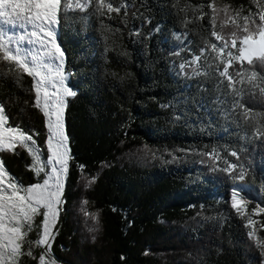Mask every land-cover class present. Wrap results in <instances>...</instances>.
I'll list each match as a JSON object with an SVG mask.
<instances>
[{"label":"trees","instance_id":"1","mask_svg":"<svg viewBox=\"0 0 264 264\" xmlns=\"http://www.w3.org/2000/svg\"><path fill=\"white\" fill-rule=\"evenodd\" d=\"M107 3L74 7L57 27L76 95L63 106L67 174L50 253L62 264H264L256 240L264 242V119L243 116L244 108L264 112V95H233L210 48L224 42L211 36L221 33L217 20L211 24L213 7L243 19L264 0H111L120 11ZM244 67L264 77V64ZM0 72L7 124L42 146L31 76ZM146 151L156 154L141 161ZM0 162L21 184L33 181L21 147L0 152ZM238 182L260 204H244L251 227L228 201ZM34 257L22 260L33 264Z\"/></svg>","mask_w":264,"mask_h":264},{"label":"snow or ice","instance_id":"2","mask_svg":"<svg viewBox=\"0 0 264 264\" xmlns=\"http://www.w3.org/2000/svg\"><path fill=\"white\" fill-rule=\"evenodd\" d=\"M91 3H96V0H87L86 3H81L79 0H75V3L71 0H0V68L7 67L9 73L19 74L18 78L24 74L33 77L36 92L34 107H41L40 93L43 88L45 104L42 110L48 118V155L46 159H42L33 135L28 134L19 125L5 126L8 117L3 106H0V152H15L17 147L25 148L33 157V164L30 165L32 170L38 176L41 173L45 174L43 183L38 182L24 187L15 178L10 176L5 178L7 174L0 162V264H18L19 257L24 254L22 246L27 235L24 229L32 228L34 217L37 215H42L44 219L42 221L43 233L36 244L37 246L47 245L49 249L51 247L48 243L51 236L49 222L54 220L60 211L64 188L62 177L67 174L66 144L68 137L63 131V108L61 106L65 104L64 97L76 95L67 86H64L63 94L60 96L49 91V85L55 87L57 83L56 78L51 76L52 66L56 64L57 68L62 67L64 56L63 50L58 46L54 37L62 13L66 14L74 7L82 10ZM104 5L105 0H99L98 10ZM107 7L110 11H120L119 8H112L111 0H108ZM215 11L217 10L213 7V12ZM224 11H227V8ZM243 21V32L247 35L240 36L236 32L232 33L234 38L229 47L228 42L224 41L221 35L212 31L211 36L217 41L224 42L219 48L216 43H211L210 48L217 53L215 59L221 60L223 71L220 72V76L226 78L228 81L226 87L233 89V95L237 97H241L244 93L254 95L257 89L261 95H264V77L255 71L249 73L244 67L245 62L247 65H254L257 62L264 64V8L259 13V24L251 13L244 16ZM233 22L235 23V20ZM215 23L216 18L213 16L211 21L213 27ZM237 27L239 28V25ZM49 38H53L51 49L48 45ZM225 49H229L226 53L227 60L224 59ZM205 51V48H201L200 55L194 56L191 63L197 64ZM234 64L240 65L235 76L229 71ZM186 66L188 65L182 64L180 67L183 69ZM194 74L199 75L200 73L195 72ZM0 75L3 73L0 72ZM57 75L61 77L59 83L63 85V73L58 71ZM237 83L245 87L236 89L235 84ZM54 96H56L55 102H53ZM234 105L237 108L243 107L240 100H235ZM243 116L245 120L252 118L260 122L264 119V112L252 113L248 108H244ZM52 117H55L54 121ZM260 134L264 136V132ZM53 141H55V146ZM231 155L236 156L237 153L232 152ZM80 167L83 168V165ZM229 168L235 170L236 165H229ZM47 169L50 171H46ZM222 170L228 171L227 168ZM233 178L235 179L234 172ZM240 179H243V174ZM242 192L243 188L239 186H234L232 189L231 207L237 212L241 211L244 203L242 198L238 199ZM259 211L264 212V208H260ZM249 236H253V233H249ZM27 254L32 255L31 250ZM45 255L46 253L41 255L39 264H45Z\"/></svg>","mask_w":264,"mask_h":264},{"label":"rangeland","instance_id":"3","mask_svg":"<svg viewBox=\"0 0 264 264\" xmlns=\"http://www.w3.org/2000/svg\"><path fill=\"white\" fill-rule=\"evenodd\" d=\"M225 8H227V11H224ZM262 8H264V4L262 6H260V7H258L257 10L255 11L254 15H253V18L256 19L257 24L260 23V21H259V13H260ZM216 10H217L216 11V20H217L219 28L221 30L220 31L221 33L219 35H221L224 38V41H227L228 44H229V47H231V40L234 38L232 36V33L236 32L240 36L247 35V33L243 32L244 21H243V19L239 18V13L232 12L225 5L218 6L216 8ZM234 20H235V23L233 22ZM237 25H239V28L237 27ZM17 34H19V32H17ZM9 35H11V33H9ZM54 39L57 41L56 35H55ZM238 46H239V44L237 45V47ZM217 47L219 48V47H221V45L217 46ZM49 48L51 49L52 47H49ZM228 50L229 49H225V54H224V59L225 60H227L226 53H227ZM232 50L235 51V49H232ZM58 71L63 73V80H64V84L63 85L59 83V80L61 79V77L57 75ZM222 71H223V67H222ZM64 74H66V73L64 71V57H63L62 67L57 68L56 64H53V66H52L51 76L56 78L57 83H56L55 87H52L51 85H49V91L52 92V93H55L56 96H60V95L63 94L64 86H67L69 88V86L67 84V75H66V79H65L64 78ZM32 84H33L34 103H35L36 92L34 90L33 77H32ZM56 96L53 97V102H55ZM40 97H41V99H40L41 107L38 108V109L41 111V113L43 115V118H44L45 138H44V142H43L42 146L38 145L36 142H35V144H36V147L40 150L41 158L42 159H46V157L48 155V147H47V139H48V127H47V124H48V118L45 117L44 112L42 110L44 108V104H45V100H44V96H43V88H41ZM66 97H64V99ZM63 106L64 105H62L61 107L63 108ZM54 120H55V117H52V121H54ZM5 126L7 127V126H10V125L6 124ZM29 144L31 145V142H29ZM53 145L55 146V141H53ZM22 149L27 153V155L29 157V162L27 164V167L31 170L32 175H33V181L31 183L25 184V185L22 184V185L24 187H27L29 185L36 184L38 182L39 183H43V179L45 178V174L41 173L38 176L36 174V172L34 170H32L30 165L33 164V157L29 154V151L27 149H25V148H22ZM155 154L156 153L153 152V151H146V152H141L139 157H140L141 161H144L148 157L154 156ZM203 155L205 157L209 156L208 153H204ZM66 159H67V157H66ZM46 171H50V169H47ZM5 172L7 174L6 177H5L6 179H7V176H10V177L14 178L6 170H5ZM62 182H63V177H62ZM234 186H239V187L243 188V192L241 194V197H238V199L242 198L243 201H244V203H243V205L241 207V210H244L247 213V211L245 210V207H244V204L247 201H254V203L256 204L257 207L260 206V204L257 202V199H256L255 195L249 190V188L245 184L240 183V182L232 183L229 186V188H228V201H229L230 205L232 203L231 193H232V189H233ZM246 218H247V223H248L249 227H251L253 225L252 224V217L249 216V214L247 213L246 214ZM43 219H44V217L42 215L35 216L32 228L31 229H27V228L24 229V231L27 232V235L24 238V244L22 246V252L24 253L23 255L26 256L29 259L32 258L33 256H35L33 264H39L41 255L46 253V255L44 257L45 258V264H62L61 262H59L57 259H55L53 257V255L50 253L47 245H39V246H37V244H36V241L39 239L40 235L43 233V227H42ZM54 222H55V218H54V220H50V222H49V229H50L51 234L53 232ZM256 240L261 245L263 263H264V242H262L261 238H256ZM48 243H49V241H48ZM29 250H31L32 255H28L27 254L29 252ZM18 264H24V262L22 260V255L19 257Z\"/></svg>","mask_w":264,"mask_h":264},{"label":"bare ground","instance_id":"4","mask_svg":"<svg viewBox=\"0 0 264 264\" xmlns=\"http://www.w3.org/2000/svg\"><path fill=\"white\" fill-rule=\"evenodd\" d=\"M57 42V41H56ZM58 43V42H57ZM49 47H52V38H49L48 40ZM59 46V45H58ZM60 47V46H59ZM63 48V47H62ZM66 57V56H65ZM64 78L66 79V74H64ZM69 78V77H68Z\"/></svg>","mask_w":264,"mask_h":264},{"label":"water","instance_id":"5","mask_svg":"<svg viewBox=\"0 0 264 264\" xmlns=\"http://www.w3.org/2000/svg\"><path fill=\"white\" fill-rule=\"evenodd\" d=\"M56 37H57V33H56ZM57 42H58V45L60 46V42H59V39H58V37H57ZM60 48H61V46H60ZM62 49V48H61ZM63 50V49H62ZM64 52V51H63ZM64 57V56H63ZM67 75V74H66ZM31 79H32V77H31Z\"/></svg>","mask_w":264,"mask_h":264}]
</instances>
